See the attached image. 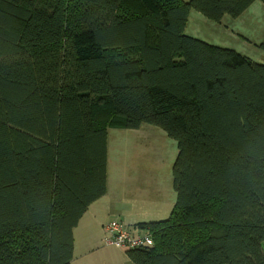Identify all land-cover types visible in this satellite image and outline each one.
Returning <instances> with one entry per match:
<instances>
[{
  "label": "trees",
  "instance_id": "trees-1",
  "mask_svg": "<svg viewBox=\"0 0 264 264\" xmlns=\"http://www.w3.org/2000/svg\"><path fill=\"white\" fill-rule=\"evenodd\" d=\"M256 0H0V264H72L108 128L177 142L134 264H264V64L185 33ZM264 51V39L258 44Z\"/></svg>",
  "mask_w": 264,
  "mask_h": 264
},
{
  "label": "crops",
  "instance_id": "crops-1",
  "mask_svg": "<svg viewBox=\"0 0 264 264\" xmlns=\"http://www.w3.org/2000/svg\"><path fill=\"white\" fill-rule=\"evenodd\" d=\"M192 12V10L189 12L188 18L193 15L194 20L201 25L204 24L206 28H202V32L197 31V29L189 31L186 23L185 33L189 36L201 39L210 44L221 46V44H218V42H214L213 40H211L212 38L208 35L209 32L207 29L217 33L218 35L222 34L219 28H221V26H224V22L227 21L225 17L226 15L223 16L220 21H213L205 16L208 20L214 22L212 24H209V21H203V19H201L202 17H199L201 15L204 16L202 13L198 11H196L197 13ZM233 21L237 24V29L235 31L232 30V33H234L235 35L231 37L230 35L223 33V36H225V38L228 40H237L238 42H240L241 47L246 45V49L249 46H252V48L248 50V52H243L232 47H224L233 49L251 58L255 62L264 64V51H259L260 49L258 48V44L264 39V0H256L255 2H253L241 15L233 18ZM220 37L222 38L221 35ZM141 128L142 125L138 129L108 128L107 190L101 198L92 202L87 207L86 211L81 216L78 225L74 229V248L73 258L71 261L72 264H134L128 257L126 251H123L112 245H104L102 239L104 236L103 225L105 224V222L113 219V217L122 220L123 223L127 221L126 224L132 225L134 229L135 227L140 228L139 226H137L139 223L129 224L133 223L135 219L133 217L135 205V203H133L132 201L133 196L130 198L128 196H123L124 191L129 190L130 192L132 190L131 185L124 183H129L130 181L134 180L133 177L129 176L133 173V171L137 172V170H133L134 168H132L134 166L132 164L134 163L133 161L129 163L128 160L124 159L122 154L118 155L116 162H113L112 165L116 169L115 174L117 175V180H119L120 185L116 188L118 192L114 190L110 192L108 178L109 165L112 162V159L109 158L110 144L108 139L110 130H118V132H121L124 136H126L128 135L127 132L136 133L141 130ZM120 145V147L127 146L126 149H128L129 146L123 144ZM135 196L137 195L135 194ZM77 232L81 233V239L79 240L78 246Z\"/></svg>",
  "mask_w": 264,
  "mask_h": 264
},
{
  "label": "rangeland",
  "instance_id": "rangeland-1",
  "mask_svg": "<svg viewBox=\"0 0 264 264\" xmlns=\"http://www.w3.org/2000/svg\"><path fill=\"white\" fill-rule=\"evenodd\" d=\"M192 11V13H197L195 10ZM199 17H202L203 21H209V24L214 23L205 16L201 15ZM225 17L227 21L224 22V26L219 28L222 38L217 33L207 29L208 35L212 38L211 40L218 42L223 47L227 46L239 51L248 52L252 46L246 49V45L241 47L240 42L237 40H228L223 36L224 33L232 37L235 35L232 33V30L235 31L237 29V24L233 21V18L228 15ZM187 27L189 31L197 29L200 32L203 31L202 28H206L204 24L201 25L195 21L193 15L188 18ZM127 133L128 135L124 136L118 130H110L108 139L110 144L109 158L112 159L109 165L108 178L110 192L113 190L118 192L116 188L120 183L115 174L116 169L112 164L116 162L117 156L122 154L124 159L128 160L129 163L134 162L132 163L134 165L132 168H134L133 170H137V172L133 171L129 176L133 177L134 180L124 183L131 185L132 190L130 192L129 190L124 191L123 196H128L129 198L133 196L132 201L135 203L133 211L135 219L133 223L129 224L166 219L170 215L176 201V193L173 188L172 166L177 154V142L160 127L151 124H142L141 130L138 132ZM120 144L129 145L128 149H126L127 146L120 147ZM126 222L124 224L127 228L129 227L128 229L139 233L138 230H135L137 227L134 229L132 225H127ZM80 239L81 233L77 232V246Z\"/></svg>",
  "mask_w": 264,
  "mask_h": 264
},
{
  "label": "built area",
  "instance_id": "built-area-1",
  "mask_svg": "<svg viewBox=\"0 0 264 264\" xmlns=\"http://www.w3.org/2000/svg\"><path fill=\"white\" fill-rule=\"evenodd\" d=\"M135 230H138L139 233L128 229L122 220L113 218L103 225L104 237L102 242L104 245H112L123 251L144 248L153 244L148 230L145 228Z\"/></svg>",
  "mask_w": 264,
  "mask_h": 264
}]
</instances>
